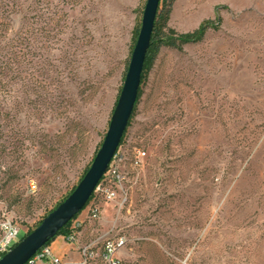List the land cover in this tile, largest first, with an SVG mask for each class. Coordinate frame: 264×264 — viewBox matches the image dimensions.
<instances>
[{"label": "rangeland", "instance_id": "1", "mask_svg": "<svg viewBox=\"0 0 264 264\" xmlns=\"http://www.w3.org/2000/svg\"><path fill=\"white\" fill-rule=\"evenodd\" d=\"M146 2L0 0V221L20 240L90 168ZM217 17L202 42L161 49L118 197L76 219L85 244L125 239L121 264H264V0H176L169 27Z\"/></svg>", "mask_w": 264, "mask_h": 264}, {"label": "water", "instance_id": "2", "mask_svg": "<svg viewBox=\"0 0 264 264\" xmlns=\"http://www.w3.org/2000/svg\"><path fill=\"white\" fill-rule=\"evenodd\" d=\"M161 0H147L141 28L134 46L121 93L109 128L89 170L64 202L48 214L42 223L3 258L0 264H27L44 246L54 240L92 200L96 188L117 154L133 115L141 87L147 53Z\"/></svg>", "mask_w": 264, "mask_h": 264}, {"label": "built area", "instance_id": "3", "mask_svg": "<svg viewBox=\"0 0 264 264\" xmlns=\"http://www.w3.org/2000/svg\"><path fill=\"white\" fill-rule=\"evenodd\" d=\"M122 163L123 155L118 150L108 171L96 188L93 198L103 196L109 201L117 199V191L114 190L113 186L118 187L125 179L120 169ZM76 219L71 222V233L61 237L67 245H78L77 252L80 256L78 261L64 262L54 254L49 245H46L27 264H121L118 252L125 247L126 240L116 238L105 240L102 244H81L82 223ZM21 232V228L13 220L4 219L0 221V259L20 242Z\"/></svg>", "mask_w": 264, "mask_h": 264}, {"label": "trees", "instance_id": "4", "mask_svg": "<svg viewBox=\"0 0 264 264\" xmlns=\"http://www.w3.org/2000/svg\"><path fill=\"white\" fill-rule=\"evenodd\" d=\"M175 2H176V0H161V2H160L159 11L157 14L155 27H154V31L152 34L151 46H150V49L147 53V57L145 60L141 84L143 83V79H145L146 74L149 71H151V69L153 68L155 61L157 59V56H158L159 52L161 51V49L171 48V49L181 51L187 45H192V44H197V43L202 42L204 40L206 34L208 33V31L218 29L217 25H219L220 21H221L219 17H217L215 20H207V21L202 22L199 25V27L192 32L179 33L175 29L170 28L169 27L170 15L172 12V7H173ZM140 28H141V24H139L133 32V49H134V46L137 42L139 32H140ZM140 97H141V90H139L136 105H137ZM136 105H135V108H136ZM131 119H132V117H131ZM131 119H130V121H131ZM129 125H130V122H129ZM121 144H122V142H121ZM88 170H89V168L85 171L84 175L87 173ZM84 175H83V177H84ZM75 188L76 187H74L72 189V191L67 195V197L73 193ZM67 197H65L59 204H57L55 206V208H57L62 202H64ZM54 209H52L48 214H50ZM42 221L43 220H41L37 224L36 228L42 223ZM70 227H71V223L69 225H67L65 228H63L59 232L57 237H61V236L68 235L69 233H71ZM32 231L33 230H30V231L24 233L23 238H25L27 235H29ZM54 240L50 241L48 243V245L50 246Z\"/></svg>", "mask_w": 264, "mask_h": 264}, {"label": "crops", "instance_id": "5", "mask_svg": "<svg viewBox=\"0 0 264 264\" xmlns=\"http://www.w3.org/2000/svg\"><path fill=\"white\" fill-rule=\"evenodd\" d=\"M83 233L82 236L84 235ZM80 243L85 244L83 237H80ZM50 247L54 254L64 262L78 261L80 259L79 253L77 252L78 245H67L64 243L62 237H57L56 241Z\"/></svg>", "mask_w": 264, "mask_h": 264}]
</instances>
